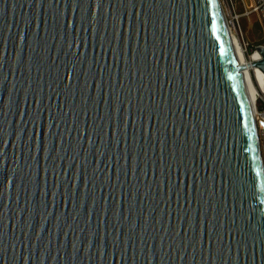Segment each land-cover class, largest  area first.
<instances>
[{
    "label": "water",
    "instance_id": "water-1",
    "mask_svg": "<svg viewBox=\"0 0 264 264\" xmlns=\"http://www.w3.org/2000/svg\"><path fill=\"white\" fill-rule=\"evenodd\" d=\"M219 0H0V264H264V172Z\"/></svg>",
    "mask_w": 264,
    "mask_h": 264
},
{
    "label": "built area",
    "instance_id": "built-area-1",
    "mask_svg": "<svg viewBox=\"0 0 264 264\" xmlns=\"http://www.w3.org/2000/svg\"><path fill=\"white\" fill-rule=\"evenodd\" d=\"M220 5L225 17L227 27L232 29L237 37V40L244 51L247 43L243 37V30L241 27V19L243 16H249L250 14H255L257 20L260 24L262 31L263 44L260 45L264 47V0H219ZM253 54H257L258 60L261 56L257 50V47ZM248 55L247 60L253 56ZM252 114L255 124V130L258 140V147L260 153V159L264 172V89L256 90L255 99L252 105Z\"/></svg>",
    "mask_w": 264,
    "mask_h": 264
},
{
    "label": "bare ground",
    "instance_id": "bare-ground-1",
    "mask_svg": "<svg viewBox=\"0 0 264 264\" xmlns=\"http://www.w3.org/2000/svg\"><path fill=\"white\" fill-rule=\"evenodd\" d=\"M229 29V28H228ZM230 30V29H229ZM230 32V31H229ZM232 42L234 45V51L236 54L237 59L239 60V64H247L252 61L258 60L257 54H253V56L250 58V61H248L245 58L244 51L242 50L236 35L234 36L230 32ZM243 79L245 83L246 92L249 97V101L251 103V106L253 105V101L255 99V93L256 90L264 89V75L263 73L256 67H248L245 70H243ZM254 79V81H253Z\"/></svg>",
    "mask_w": 264,
    "mask_h": 264
},
{
    "label": "rangeland",
    "instance_id": "rangeland-1",
    "mask_svg": "<svg viewBox=\"0 0 264 264\" xmlns=\"http://www.w3.org/2000/svg\"><path fill=\"white\" fill-rule=\"evenodd\" d=\"M241 27L243 30V37L247 43L245 50V58H247L248 55H252L254 53L256 46L263 44L262 31L255 14H250L248 17L243 16L241 19ZM229 31L233 35L235 34L232 29Z\"/></svg>",
    "mask_w": 264,
    "mask_h": 264
}]
</instances>
